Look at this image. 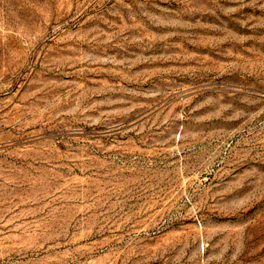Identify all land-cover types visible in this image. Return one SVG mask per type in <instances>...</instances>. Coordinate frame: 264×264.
I'll return each mask as SVG.
<instances>
[{"label": "rangeland", "instance_id": "rangeland-1", "mask_svg": "<svg viewBox=\"0 0 264 264\" xmlns=\"http://www.w3.org/2000/svg\"><path fill=\"white\" fill-rule=\"evenodd\" d=\"M0 264H264V0H0Z\"/></svg>", "mask_w": 264, "mask_h": 264}]
</instances>
